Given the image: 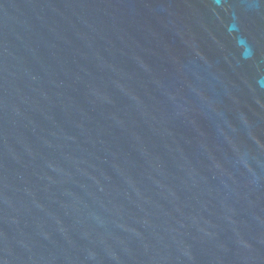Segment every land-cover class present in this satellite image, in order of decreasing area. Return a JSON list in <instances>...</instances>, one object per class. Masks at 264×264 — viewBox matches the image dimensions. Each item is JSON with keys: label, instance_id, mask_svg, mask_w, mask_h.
<instances>
[{"label": "water", "instance_id": "1", "mask_svg": "<svg viewBox=\"0 0 264 264\" xmlns=\"http://www.w3.org/2000/svg\"><path fill=\"white\" fill-rule=\"evenodd\" d=\"M0 264H264V0H0Z\"/></svg>", "mask_w": 264, "mask_h": 264}]
</instances>
